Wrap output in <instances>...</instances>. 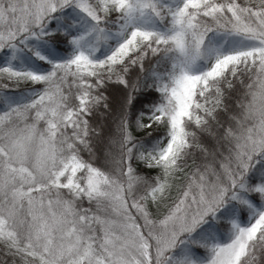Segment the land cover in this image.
I'll return each instance as SVG.
<instances>
[{
  "label": "snow or ice",
  "instance_id": "1",
  "mask_svg": "<svg viewBox=\"0 0 264 264\" xmlns=\"http://www.w3.org/2000/svg\"><path fill=\"white\" fill-rule=\"evenodd\" d=\"M0 264H264V0H0Z\"/></svg>",
  "mask_w": 264,
  "mask_h": 264
}]
</instances>
